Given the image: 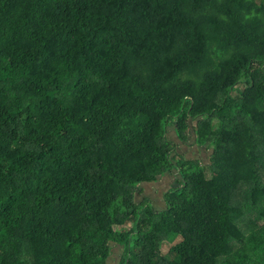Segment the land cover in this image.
Returning <instances> with one entry per match:
<instances>
[{
  "label": "trees",
  "instance_id": "16d2710c",
  "mask_svg": "<svg viewBox=\"0 0 264 264\" xmlns=\"http://www.w3.org/2000/svg\"><path fill=\"white\" fill-rule=\"evenodd\" d=\"M174 170L165 208L137 202ZM118 247L264 264V0H0V264Z\"/></svg>",
  "mask_w": 264,
  "mask_h": 264
},
{
  "label": "rangeland",
  "instance_id": "374dc122",
  "mask_svg": "<svg viewBox=\"0 0 264 264\" xmlns=\"http://www.w3.org/2000/svg\"><path fill=\"white\" fill-rule=\"evenodd\" d=\"M191 141L194 142L193 137L191 136ZM196 148L195 147H187V149H184L182 154L186 159L190 160V159H195L200 161L203 164L209 163V156H207L204 152L203 153H199L196 152ZM177 171V170H176ZM169 174V173H167ZM162 177H159V181L155 183L154 189L156 190V192L153 190V188L150 189H145L141 194H138L137 197V202H141V199H144L145 197H150L152 204L156 207L157 210H162L163 206H160V203L162 198V193L163 192H167L169 191L170 188L177 186V182H173L171 180V178H167V179H161ZM161 179V180H160ZM179 179H181L179 177ZM144 188L148 187V183H145L143 185ZM165 251H167L166 249H164ZM115 254L113 258H110L109 263L108 264H119L120 262V256L122 254L121 249L118 248H114Z\"/></svg>",
  "mask_w": 264,
  "mask_h": 264
},
{
  "label": "crops",
  "instance_id": "0c3cea01",
  "mask_svg": "<svg viewBox=\"0 0 264 264\" xmlns=\"http://www.w3.org/2000/svg\"><path fill=\"white\" fill-rule=\"evenodd\" d=\"M167 136H168V139L170 140V141H172V142H174L176 145H177V149H178V151L181 153V154H184L183 153V151H184V149H187V147H195L196 148V152H201V153H203L202 152V150L204 151L206 148L205 147H200V146H191V144L190 143H193L192 141H191V139H190V141L188 142V143H186V144H184V143H182L179 139H178V137H177V135H176V132H175V129H174V127H168V129H167ZM179 177H180V175H179V172L178 171H176V170H174V171H172V173L170 172L169 174H166L165 176H163L161 179H167V178H171V180L174 182H177V180H179ZM160 179V180H161ZM158 181H159V179H158ZM157 181V182H158ZM156 183V182H155ZM155 183H150V184H148V187H146V188H144V190L145 189H152L153 188V190L156 192V190L154 189V186H155ZM161 198H162V200H161V202H159L160 203V206H163V208H165V192H163L162 193V196H161ZM144 199H149V201H151V199H150V197L148 196V197H145ZM143 199H141V201H142ZM151 204H152V202H150ZM153 205V204H152ZM154 206V205H153ZM155 207V206H154ZM156 208V207H155Z\"/></svg>",
  "mask_w": 264,
  "mask_h": 264
}]
</instances>
